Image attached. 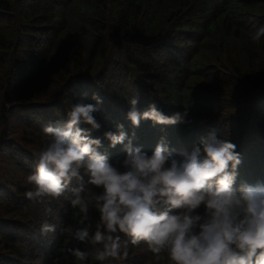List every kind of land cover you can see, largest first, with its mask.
<instances>
[{
    "label": "trees",
    "instance_id": "16d2710c",
    "mask_svg": "<svg viewBox=\"0 0 264 264\" xmlns=\"http://www.w3.org/2000/svg\"><path fill=\"white\" fill-rule=\"evenodd\" d=\"M252 22L264 26V0H0V264H82L66 249L88 246L62 231L82 226L70 193L47 202L51 216L24 193L43 127L76 102L96 104L94 93L93 136L110 161L125 154L103 139L117 124L149 154L165 138L177 158L214 132L240 153L237 184L264 183V37L251 39ZM132 97L186 122L133 128ZM45 219L56 231L41 235ZM128 251L113 264H170L144 243Z\"/></svg>",
    "mask_w": 264,
    "mask_h": 264
},
{
    "label": "clouds",
    "instance_id": "9594fccd",
    "mask_svg": "<svg viewBox=\"0 0 264 264\" xmlns=\"http://www.w3.org/2000/svg\"><path fill=\"white\" fill-rule=\"evenodd\" d=\"M249 32L259 42L264 26L252 22ZM92 99L96 104L76 102L63 121L43 127L48 143L34 154L35 170L26 178L31 187L24 196L43 203L45 216L54 214L48 201L70 193L82 226L62 231L88 247L67 248L69 254L82 264L89 258L113 264L128 258L129 245L144 243L170 264H264V183L237 184L241 156L235 144L212 132L177 158L161 137L149 154L133 145L135 132L117 124L103 139L125 154L110 161L102 139L93 136L101 128L95 114L103 101L95 93ZM128 103L125 115L133 128L144 120L186 122V112L167 116L154 104L141 111L137 97ZM39 231L46 235L56 225L45 219Z\"/></svg>",
    "mask_w": 264,
    "mask_h": 264
},
{
    "label": "rangeland",
    "instance_id": "374dc122",
    "mask_svg": "<svg viewBox=\"0 0 264 264\" xmlns=\"http://www.w3.org/2000/svg\"><path fill=\"white\" fill-rule=\"evenodd\" d=\"M0 167H4V164H3V163H1V164H0Z\"/></svg>",
    "mask_w": 264,
    "mask_h": 264
}]
</instances>
